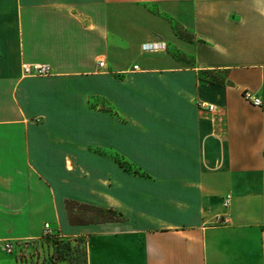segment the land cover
<instances>
[{"label":"crops","instance_id":"crops-1","mask_svg":"<svg viewBox=\"0 0 264 264\" xmlns=\"http://www.w3.org/2000/svg\"><path fill=\"white\" fill-rule=\"evenodd\" d=\"M45 225L86 264H264V0H0V264Z\"/></svg>","mask_w":264,"mask_h":264},{"label":"rangeland","instance_id":"rangeland-1","mask_svg":"<svg viewBox=\"0 0 264 264\" xmlns=\"http://www.w3.org/2000/svg\"><path fill=\"white\" fill-rule=\"evenodd\" d=\"M162 58L166 57L162 56ZM122 61L125 64L132 63L133 61L139 64L142 63L140 57L130 54ZM91 105L95 106V108L100 107V110L105 109L110 111L102 101H92ZM112 157L114 161L117 158L116 155ZM133 168L137 169L135 166ZM52 235V237L44 235L39 241L20 244L17 250V258L24 264H86L85 239H68L60 237L56 233Z\"/></svg>","mask_w":264,"mask_h":264},{"label":"trees","instance_id":"trees-1","mask_svg":"<svg viewBox=\"0 0 264 264\" xmlns=\"http://www.w3.org/2000/svg\"><path fill=\"white\" fill-rule=\"evenodd\" d=\"M210 75L212 73L210 72H204L202 74V77H205V79H202L201 81L203 83L207 84H217L222 85L224 84V80H210ZM93 109H95V106L91 105ZM105 113L112 114V111L110 110H101ZM99 155H104L102 152H96ZM115 162L118 164V166L123 169L125 172L133 173L137 176L143 177V178H149L148 175L141 172L138 169H134L133 166H131L128 162H126L124 159L116 156ZM66 210L68 214L69 223L72 226H89V225H101V224H111V223H123L125 222V218L122 214L116 212L112 209H101L96 208L90 205H82L76 202L67 201L66 202Z\"/></svg>","mask_w":264,"mask_h":264},{"label":"built area","instance_id":"built-area-1","mask_svg":"<svg viewBox=\"0 0 264 264\" xmlns=\"http://www.w3.org/2000/svg\"><path fill=\"white\" fill-rule=\"evenodd\" d=\"M165 49H166V45L162 44V43L146 45L143 47V51L148 52V53H158L161 51H165ZM104 67H105L104 62L98 64L99 69H104ZM137 70H138V67L135 66L134 71H137ZM22 73H23L24 77H48L51 75V70H50V67L47 65H40V64L31 65V66L23 65L22 66ZM245 98H246V100L252 102V104L255 107H261L262 106L260 100L254 99L253 96H251L250 94H246ZM197 107L200 111H207L211 115L216 113V108L214 106L208 105V104L203 103V102H198ZM212 121L214 122L213 119H212ZM229 199L230 198L227 197L226 200L224 201V203H223L224 207L229 206ZM44 235L48 236V237L53 236L49 225H45ZM5 251L8 254H12L14 251L13 245L7 244L5 246Z\"/></svg>","mask_w":264,"mask_h":264}]
</instances>
